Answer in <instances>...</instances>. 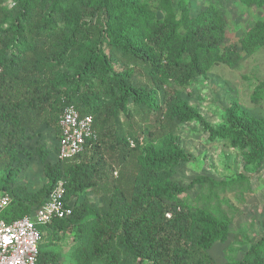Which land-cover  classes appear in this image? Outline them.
Listing matches in <instances>:
<instances>
[{"label": "trees", "instance_id": "trees-1", "mask_svg": "<svg viewBox=\"0 0 264 264\" xmlns=\"http://www.w3.org/2000/svg\"><path fill=\"white\" fill-rule=\"evenodd\" d=\"M247 1L264 5V0ZM183 2L12 0L8 6L0 0V169L5 178L0 188L8 190L16 175L12 165L21 162L18 153L31 157L24 141L53 119L58 128L66 105L91 116L96 132V139L63 162L50 163L44 149L35 148L45 183L34 192L8 190L11 201L0 212L7 222L31 214L58 179L65 182L67 202L87 189L100 193L99 204L74 201L69 217L40 227L39 264L56 258L41 247L45 235L57 236L68 228L75 240H88L93 257L106 264L137 259L216 264L208 252L227 239L229 221L205 207L191 210L181 195L195 184L207 185L210 202L215 189L241 184L244 177L217 181L197 176L188 186L173 182L168 171L189 156L171 129L174 122H197L211 140L228 141L246 151V163L257 164L264 155V118L232 103L225 124L212 126L178 94L170 95L171 83L184 88L214 65L232 66L240 59L234 47L222 48L223 12L210 4L191 16ZM263 46L264 21L255 23L241 42L247 53ZM135 110L155 114V121L163 120L169 130L145 129V142L124 133L120 116L130 117ZM234 264H264V239Z\"/></svg>", "mask_w": 264, "mask_h": 264}, {"label": "rangeland", "instance_id": "rangeland-1", "mask_svg": "<svg viewBox=\"0 0 264 264\" xmlns=\"http://www.w3.org/2000/svg\"><path fill=\"white\" fill-rule=\"evenodd\" d=\"M155 3L158 0H144ZM177 6L179 0H171ZM11 6L12 0H7ZM215 5L223 12L225 21V37L223 47H234L240 59L232 66L224 63L214 65L205 75L194 78L186 87L179 88L173 83L169 86L170 95L178 94L193 108L197 109L204 119L212 126L225 124L227 108L236 103L250 116L264 118V46L253 53L242 50L241 42L245 33L257 22L264 21V5L256 6L247 0H184L183 5L191 16L208 5ZM119 71L118 63H113ZM254 95L260 100L255 102ZM54 120V119H53ZM42 125L38 134H30L24 141L23 148L31 157L25 158L18 153L21 162H14L12 168L17 171L12 176L8 190L14 187H24L34 192L46 181L42 164L35 148L42 147L47 161L55 163L59 140L58 128ZM124 133L140 137L142 142L147 135L142 131L148 128L157 133L169 130L162 120L155 121V114H144L143 111H133L130 117L120 116ZM58 124L56 123V126ZM171 129L180 146L189 156L168 171L169 178L181 186H188L193 178L206 176L217 181L238 179L244 177L241 184H236L224 190L215 189L216 196L207 201L209 189L207 185L195 184L182 195L185 204L191 210L208 208L214 214L221 215L229 221V234L225 241L216 242L209 250L210 257L216 264H234L244 258L248 249L260 239H264V155L257 164H248L244 160L245 150L232 147L225 140H211L207 132L197 122H174ZM154 127V128H153ZM171 127V126H170ZM110 141V140H109ZM109 141H106L107 144ZM108 157V153L103 151ZM110 163V160L107 161ZM113 166L116 162L113 161ZM5 182L0 169V186ZM0 188V196L8 193ZM10 195V194H9ZM99 192L87 189L76 194L71 202L74 204L84 198L99 204ZM78 236V234H76ZM82 235V234H80ZM73 229L68 228L59 235H45L41 247H47L56 255L55 264H106L104 258H94L88 240L76 237ZM83 244V245H82ZM141 264H153L147 260L131 261Z\"/></svg>", "mask_w": 264, "mask_h": 264}, {"label": "built area", "instance_id": "built-area-1", "mask_svg": "<svg viewBox=\"0 0 264 264\" xmlns=\"http://www.w3.org/2000/svg\"><path fill=\"white\" fill-rule=\"evenodd\" d=\"M60 137L56 150V160L63 162L78 154L88 140L96 139L92 118L80 115L72 105H66L59 116ZM133 145V144H131ZM11 201V196H0V212ZM72 202L65 200V182L58 179L42 204L31 214L7 222L0 217V264H39L38 246L41 241V226L54 219H64L71 215ZM170 217V214H166ZM43 264H55L46 262Z\"/></svg>", "mask_w": 264, "mask_h": 264}]
</instances>
